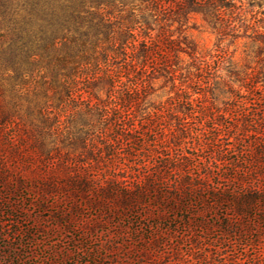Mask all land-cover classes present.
<instances>
[{"label": "trees", "instance_id": "1", "mask_svg": "<svg viewBox=\"0 0 264 264\" xmlns=\"http://www.w3.org/2000/svg\"><path fill=\"white\" fill-rule=\"evenodd\" d=\"M248 1L252 8L264 7V0ZM238 9L227 0H0V129L18 123L23 133L44 137L60 130L65 133L63 159L68 161L71 155L80 159L89 152L90 137L110 130L121 114L138 116L140 125L131 131H155L164 104L155 106L151 90L160 75L164 78L161 88L170 84L169 92L173 93L167 98L171 101L168 105L178 107L175 112L182 115L183 121L177 141L167 148H181L185 140L199 149L206 145L209 151L217 146L215 161L226 165V150L217 144L216 129L208 127L194 140L188 138L189 125L214 118L211 106L204 104L206 94H212L208 85L212 67L184 32L195 15L220 33L234 30L231 24L239 15ZM250 29L249 37L264 43V33L258 32L255 25ZM31 82L34 85L29 88ZM244 86L248 94L235 95L233 113L246 116L252 112L264 121V89L256 90L250 80ZM78 105H84L85 110L75 109V119L59 120L67 108ZM218 115L224 116V112ZM116 135L133 142L131 135ZM101 144L103 152L113 155V143ZM134 146L139 147L133 144L131 153L137 152ZM61 148L43 144L40 157L50 160L61 155ZM129 153L125 151L127 156ZM10 154L12 161L21 160L18 147ZM254 155L261 157L264 152L257 150ZM190 161V156L170 159L162 155L155 174L143 175L135 186L122 190L105 185L91 191L81 181H50L46 187L37 188L38 195L43 198L62 193L66 199L80 198L86 206L107 216L122 217L130 212L140 215L138 208L148 207V216L158 224L162 221L170 225L169 214L184 213L174 216L181 226L202 231L207 223L193 222L190 216L223 210L225 215L217 226L221 236H233L238 246H256L250 236L252 220L264 221V163L253 169L242 168L241 174L231 170L214 174L208 169L194 176ZM169 173L176 174L178 180L169 184ZM4 175L0 169V183L6 186ZM215 178L236 187L214 183ZM16 182L21 185L19 180ZM76 209L74 204L71 212ZM256 211L261 215H254ZM206 230L208 236L210 230ZM143 242L146 245L142 250L162 244L154 239Z\"/></svg>", "mask_w": 264, "mask_h": 264}, {"label": "rangeland", "instance_id": "2", "mask_svg": "<svg viewBox=\"0 0 264 264\" xmlns=\"http://www.w3.org/2000/svg\"><path fill=\"white\" fill-rule=\"evenodd\" d=\"M227 1L239 8V15L231 24L234 30L220 33L195 15L184 32L212 67L208 79L212 94H206L204 104L211 106V117L214 118L202 120L196 126L189 125L188 138L194 140L196 134L203 133L208 127L216 129L217 144L226 150L224 160L227 164L215 161L217 146L209 151L206 145L202 144V149H199L192 141L185 140L181 148H173L172 145L167 148L170 142L177 141L181 134L179 124L183 121L182 115L175 112L178 107L168 105L171 101L168 102L167 98L173 93L169 92L170 84L161 88L164 78L160 75L156 76L151 90L155 106L164 104L155 131H131L133 126L140 125L138 116L121 114L116 127L95 132L90 137L89 152L80 159H74L73 155L68 161L63 159L65 150L61 146L65 133L60 130L48 132L44 137L34 132L23 133L18 123L1 128L0 169L5 174L7 185L0 183V264H264V221L252 220L253 234L250 238L256 246H238L233 236L222 237L217 228L225 215L223 210H214L202 216L191 215V221L207 223L202 231L199 228L184 229L178 219L184 213L169 214L170 225L162 221L158 224L159 221L148 216V207H139L137 212L140 215L130 212L122 217L107 216L96 208L86 206L80 198L66 199L62 193L42 198L37 190L39 186L46 187L50 181H81L91 191L105 185H114L119 190L133 187L143 175L158 171L162 155H168L170 159L190 156V172L194 176L208 169L214 174L226 170L241 174L242 168L261 167L264 155L255 157L254 154L257 150L264 152V121L257 119L252 112L246 116L235 115L233 104L235 95L248 94L244 86L247 80L255 83L256 90L264 89V43L249 37L252 36V25L257 26L258 32L264 33V7L252 8L248 0ZM223 18L228 19L227 16ZM184 60L187 64L188 60ZM203 79L207 81L205 74ZM175 83L178 85L179 81ZM33 85L31 82L29 88ZM196 97L198 95H193V98ZM75 109L82 111L85 106L67 108L59 120L75 119ZM221 112L224 116L218 115ZM117 133L131 135L133 142L130 144L121 140ZM199 137L202 138V135ZM108 142L113 143V155L103 152L101 143ZM43 144L60 147L61 155L57 154L50 160L42 159L39 149ZM133 144L139 145L134 146L135 153H131ZM14 147H18L21 160L10 159ZM126 150L130 155L125 154ZM17 180L21 182L20 186ZM167 180L171 184L178 180V176L169 173ZM213 182L232 189L236 187L217 178ZM87 197L91 198V195ZM74 204L77 209L71 212ZM254 215L261 213L256 211ZM206 229L210 230L208 236L205 235ZM166 230L171 233L167 234ZM153 239L162 244L158 248L146 246L141 249L146 245L144 240Z\"/></svg>", "mask_w": 264, "mask_h": 264}]
</instances>
